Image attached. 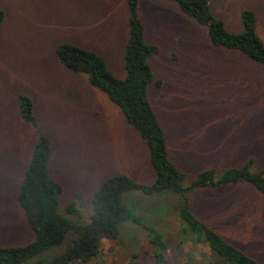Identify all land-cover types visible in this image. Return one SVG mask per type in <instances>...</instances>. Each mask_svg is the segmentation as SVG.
I'll return each mask as SVG.
<instances>
[{
	"label": "rangeland",
	"instance_id": "1",
	"mask_svg": "<svg viewBox=\"0 0 264 264\" xmlns=\"http://www.w3.org/2000/svg\"><path fill=\"white\" fill-rule=\"evenodd\" d=\"M207 1L230 33L242 32L241 13L251 10L264 42V0ZM0 9V247H16L34 238L17 194L39 134L51 140L49 172L63 186L59 208L72 225L90 221L92 196L106 178L125 175L151 184L155 173L146 142L118 107L55 56L57 45L75 44L100 55L124 79L126 0H0ZM139 13L145 42L159 47L148 63L161 84L149 87V102L185 185L204 170L221 175L249 159L252 173L264 172V67L214 46L207 29L173 0H140ZM20 94L33 101L36 128L20 117ZM128 198L134 213L162 234L168 264H226L203 237L184 232L180 195L134 191L124 203ZM71 203L76 215L65 213ZM190 207L207 228L264 264V202L252 185L196 191ZM149 237L124 223L118 240H103L87 264H158ZM74 238L69 231L59 246L23 264L53 259Z\"/></svg>",
	"mask_w": 264,
	"mask_h": 264
},
{
	"label": "trees",
	"instance_id": "2",
	"mask_svg": "<svg viewBox=\"0 0 264 264\" xmlns=\"http://www.w3.org/2000/svg\"><path fill=\"white\" fill-rule=\"evenodd\" d=\"M173 1L181 12L207 29L214 46L239 52L264 67V42L256 31V17L251 10L241 13L243 30L235 34L228 32L223 22L212 14L207 0ZM126 4L128 38L124 50V79L116 78L100 55L78 45L59 44L55 48V56L63 67L86 75L89 84L104 93L123 113L146 142L155 179L151 184H139L125 175L106 178L92 196L90 221L72 225L59 208L63 186L49 172L51 140L47 135L39 134L32 145L17 194L18 205L34 238L24 246L0 247V264H23L49 248L59 246L69 231L74 232L75 238L67 249L39 264H87L98 255L103 240H118L122 225L129 221L150 235V243L159 249L154 254L156 262L168 264L163 257L167 247L162 234L134 213L133 202L129 198L128 204L124 203L126 195L134 191L147 196L162 193L180 195L178 216L186 226L185 233L203 237L209 249L226 264H262L207 228L191 211L190 196L197 190L245 182L262 194L264 202V172L252 173L253 160L249 159L243 167L228 169L221 175H217L214 169L204 170L185 185L186 176L169 157L164 130L148 98L149 87L161 84L160 80L155 81L148 63L159 53V47L145 42V29L139 13L140 0H126ZM3 20L4 12L0 9V26ZM18 104L22 121L36 128L32 99L20 94ZM65 213L76 215L73 203Z\"/></svg>",
	"mask_w": 264,
	"mask_h": 264
},
{
	"label": "crops",
	"instance_id": "3",
	"mask_svg": "<svg viewBox=\"0 0 264 264\" xmlns=\"http://www.w3.org/2000/svg\"><path fill=\"white\" fill-rule=\"evenodd\" d=\"M196 134V136L198 135V133L196 132L195 133ZM201 190H204V189H201ZM197 191H200V190H197ZM196 192V191H195ZM195 192H193L192 194H191V197H192V195L195 193ZM190 203H191V198H190ZM191 208V207H190ZM191 211H192V209H191ZM193 212V211H192Z\"/></svg>",
	"mask_w": 264,
	"mask_h": 264
}]
</instances>
